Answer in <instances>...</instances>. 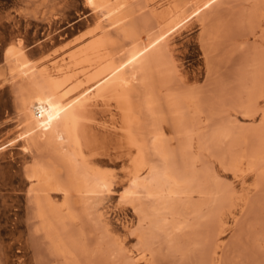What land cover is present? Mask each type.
Segmentation results:
<instances>
[{
  "label": "rangeland",
  "instance_id": "1",
  "mask_svg": "<svg viewBox=\"0 0 264 264\" xmlns=\"http://www.w3.org/2000/svg\"><path fill=\"white\" fill-rule=\"evenodd\" d=\"M130 3L137 22L149 20L145 29L153 30L140 44L153 50L152 55H166L169 65L159 59L154 70H166L179 90L193 94L187 114L192 138H177L167 128L171 149L183 147V156L197 171L221 187L209 201L223 198L203 208L199 220L187 209L190 229L174 232L170 217L156 244H145L141 234L147 227L142 229L144 219L136 212L153 202L137 201L134 206L124 198L136 151L119 130L112 93L101 88L113 73L98 86L88 85L93 69L70 84L79 87L70 100L84 105L78 112L86 166L114 180V188L87 207L73 199V220L68 219L65 196L55 191L51 205L64 219L53 221L58 233H47L38 218L36 185L28 175L49 153L39 134L30 131L27 111L20 107L22 93L30 94V77L20 76L5 54L22 49L32 66L57 76L60 67L65 72L71 66L69 52L97 36L98 24L108 23L86 0H0V264H264V95L255 88L264 80V0ZM131 49L126 45L125 51ZM249 101L257 112L254 117ZM259 150L254 169L247 160L234 169L231 154L250 156ZM61 223L62 233L57 226ZM58 243L67 245L71 254H59Z\"/></svg>",
  "mask_w": 264,
  "mask_h": 264
},
{
  "label": "bare ground",
  "instance_id": "2",
  "mask_svg": "<svg viewBox=\"0 0 264 264\" xmlns=\"http://www.w3.org/2000/svg\"><path fill=\"white\" fill-rule=\"evenodd\" d=\"M111 2L115 5H110ZM86 4L93 12L100 14L101 21H106L108 25L104 27L98 24L94 31L98 32L97 36L69 52L71 66L67 68L68 71L64 72V68L60 67L58 75L53 76L47 70H40L25 59L24 50L19 48H11L5 54L8 63H11L10 60L16 64L15 68L20 76L33 79L27 78L31 81L26 83L30 94L22 93L20 107L27 111L26 123L28 122L30 131L39 134V140L45 144L49 153L47 159L32 166L28 175L36 185L34 192L38 203V218L45 224L47 233H58L53 221L64 218L51 205L50 198L55 191H60L65 196L68 219L73 220V199L78 198L80 204L87 207L92 200L114 188V180L103 173L89 170L90 167L87 168V146L81 133L82 118L78 112L79 107L84 105L82 101L74 103L70 100L79 92L76 84H70L80 73L87 76L88 71L96 70L90 75L87 84L97 86L113 73L101 88L112 93L121 118L119 130L131 147L129 149L136 151V157L133 158L134 172L124 198L130 200L134 206L138 204L137 201L150 200V204L153 202L149 209V205L144 206L146 210L137 205V210L143 209L142 213H137L134 208L136 214L142 215L140 218L144 219L142 229L147 227L146 232H143L145 234H141V239L145 244L153 246L167 227L170 217L174 221L173 229L176 233L185 228L190 229L193 225L187 217V209H192L191 214L197 220L202 219L203 208H212L223 198L218 196L219 199L209 201L221 193V187L197 171L195 165L183 156V147L180 151L177 148L176 151L171 149L170 140L166 137L167 128H171L177 138L191 136L192 128L187 114L193 94L179 90L177 82L169 77L166 70H154L159 59L169 64L168 61L166 63L164 53L157 51L152 55L153 50H146L140 44L142 36L153 31L152 28L145 29L149 28V20L140 19L143 22H137L130 0H86ZM126 45L133 49L125 51ZM108 61H112L110 66L102 65ZM167 67L169 68H164ZM72 69L75 71L72 72ZM263 81L258 83L257 80L256 94L262 92L264 95ZM257 97L259 98L258 95ZM249 110L254 117L257 112L253 113L251 102ZM171 116L174 120L172 124ZM212 137H218V134L213 132ZM260 153L262 151L259 150L250 156L231 154L234 169L243 160L248 161V168L254 169ZM180 157L182 160L179 161ZM57 226L60 230L65 228L64 223ZM63 244H57V251L67 257L72 251L69 252L67 245L64 247Z\"/></svg>",
  "mask_w": 264,
  "mask_h": 264
}]
</instances>
